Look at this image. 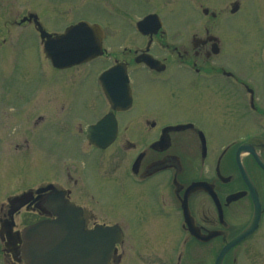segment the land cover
Segmentation results:
<instances>
[{"label":"flooded vegetation","instance_id":"1","mask_svg":"<svg viewBox=\"0 0 264 264\" xmlns=\"http://www.w3.org/2000/svg\"><path fill=\"white\" fill-rule=\"evenodd\" d=\"M136 1L145 6L130 13L122 0H69L70 15L96 2L109 19L80 15L68 22L99 24L103 52L69 66V146L76 141L77 147L69 155L65 196L82 207L84 228L120 226L122 238L112 264H216L222 247L250 227L257 211L256 229L228 253L240 248L262 253L264 238L256 248L253 240L264 232V0L251 8L256 14L249 10L242 21L238 16L253 0ZM10 2L0 0V54L10 43L12 29H23L18 39L26 28L41 38L38 25L22 19L35 6L25 10L10 7ZM38 20L55 34L41 14ZM239 60L249 67L231 65ZM112 66L118 67L109 80L113 103L99 81ZM81 78L94 83L88 91L81 90ZM18 93L14 101L2 91L5 120H21L19 105L26 102ZM184 94L195 100L183 109L189 114L160 116L181 104H176L179 99L185 101ZM49 99L51 92L46 103ZM105 117L107 128L115 122V139L105 148L91 145L87 129ZM45 118L37 115L34 124ZM119 153L126 158L122 165L116 160ZM122 172L132 183L115 186L114 199L122 205L130 195L129 210L106 202L108 189L96 184L99 176L114 180ZM147 182L152 186L146 187ZM52 193L45 190L31 197L24 206L34 214L29 222L55 217L49 207L56 199ZM4 209L2 204L0 220L8 216ZM174 217L177 226L169 222ZM7 241L8 248L4 243L0 247V264H25L21 240L8 233ZM236 262L233 256L232 264Z\"/></svg>","mask_w":264,"mask_h":264},{"label":"rangeland","instance_id":"2","mask_svg":"<svg viewBox=\"0 0 264 264\" xmlns=\"http://www.w3.org/2000/svg\"><path fill=\"white\" fill-rule=\"evenodd\" d=\"M39 1L40 4L34 5L35 9L33 11L38 14L41 12L42 19L46 20L45 23L52 29L61 28L65 23L69 22V19L80 15L104 21L109 19L108 14L104 13L102 5L96 2L86 4L83 8H78L76 13L70 15L69 1L67 2V0ZM122 1L123 6L130 13L145 6L144 3L134 2V0ZM258 4L259 0L250 2V6H247L245 12L238 16L239 20H244V16L247 17L249 15V10L252 15L256 14L258 10L251 8L253 5L257 6ZM9 5L10 7L31 10L29 8L31 6L29 0H22L21 3L17 0H11ZM43 9L50 12L45 15V19L43 17V12H45ZM55 10L59 12L53 13ZM17 11H14L12 15H15ZM176 17L177 15L174 16V18ZM20 31L22 33L23 29L11 30L10 43L5 45L2 49L3 51H1L5 60L2 59L0 54V93L6 90V96L9 94V99L15 101L19 95L18 92H20V95L24 97L23 100L27 102L23 106L18 104L22 109L19 114L21 120H17L15 117L13 118L14 120L11 119L12 121L10 119L4 120L0 107V202L7 200V194L21 193L23 189L26 190L30 186L36 187V185L43 184L49 180L57 181L64 188H69V155L76 154L74 149L77 147L76 141L69 146V71L60 72L50 68L45 58L39 55V53H42L40 40L37 38L36 41L34 33L29 28H26L25 34H21L22 38L18 39L17 35ZM231 65L243 69L249 67L248 63L241 60L234 61ZM74 78H76L75 74H73ZM84 80V78H81L78 84ZM82 84L81 90L88 91L91 84L94 83L85 81ZM149 91H151V88H149ZM50 92L53 94V99H49V103H46L47 94ZM177 93L179 94V88H177ZM182 98L186 100L179 99L176 104H181L162 110L160 116L171 119L175 116L182 117L189 114L183 109L186 106H193L192 103L195 100L188 98L185 94ZM90 99L97 100L96 97H91ZM0 100L2 101V98ZM163 104L170 105L173 103H160L159 105ZM40 110L46 112L47 119L43 124H41L42 122L34 124L37 113ZM26 114L31 115L29 119ZM23 115H25L26 121ZM48 117L53 119L54 123L50 121L53 131L47 136L43 135L41 140V138L37 137L38 128L43 132L45 129H51L50 125H46L49 121ZM29 136L35 141H32ZM26 139L29 141H26ZM116 160L117 163L122 165L123 161L126 160L125 155L119 153L116 155ZM5 173L7 177L4 176ZM131 183L132 179L126 172L120 173V175L114 177V180L99 176L96 182L97 186L108 189L105 201L112 203L111 205L121 206L124 210H129L131 196L127 195L122 200V205H120L114 199V196L118 193V189L114 187L128 186ZM144 185L146 187L152 186L150 182ZM21 218L24 219V216H21ZM169 222L172 226H177L178 219L174 217ZM144 224H147V222ZM262 238H264V232L253 240L255 248L257 244H262ZM153 243L151 241L148 245ZM247 252L248 250L240 248L235 255L238 253L239 260L243 261L244 264H264V251L256 253L255 249H253L248 256L246 255ZM232 260L233 258L229 259L228 262H230L228 264H232Z\"/></svg>","mask_w":264,"mask_h":264},{"label":"water","instance_id":"3","mask_svg":"<svg viewBox=\"0 0 264 264\" xmlns=\"http://www.w3.org/2000/svg\"><path fill=\"white\" fill-rule=\"evenodd\" d=\"M87 24V23H86ZM85 22L74 26L59 36L48 37L45 51L52 59L54 65L67 67L69 64L79 62L93 53H97L98 46L92 43V39L83 40L81 43L73 42V37L84 35L76 31H89L92 28ZM45 34V33H44ZM31 193H25L15 197L11 202H17L18 206ZM58 218L44 220L26 227L23 231L24 258L26 264H110L109 257L117 240L115 228L97 226L95 229L85 231L82 225L80 210L68 201L59 204L54 211ZM258 211L252 225L243 233L223 247L219 253L217 264L231 246L250 234L256 227Z\"/></svg>","mask_w":264,"mask_h":264}]
</instances>
